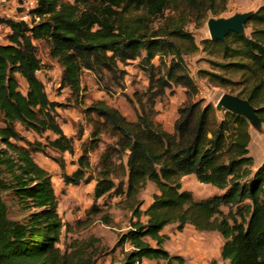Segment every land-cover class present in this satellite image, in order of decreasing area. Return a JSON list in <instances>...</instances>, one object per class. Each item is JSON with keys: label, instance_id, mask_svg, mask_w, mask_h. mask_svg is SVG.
I'll return each mask as SVG.
<instances>
[{"label": "trees", "instance_id": "1", "mask_svg": "<svg viewBox=\"0 0 264 264\" xmlns=\"http://www.w3.org/2000/svg\"><path fill=\"white\" fill-rule=\"evenodd\" d=\"M226 1L35 0L26 19L0 14V27L6 29L0 40V264H97L104 254L90 238L59 246L64 224L57 194L37 153L57 163L64 183L93 181L94 201L124 197L130 217L114 244L121 255L116 264L146 259L183 264L181 255L164 247L163 228L172 223L179 231L187 224L217 231L224 264H264V161L256 166L249 154V122L224 107L218 117L213 103L193 99L197 87L183 59L199 49L185 25L208 12L218 14ZM246 27L244 34L202 39L201 49L219 57L213 61L218 70L236 79L209 74L246 99L264 122V2ZM40 43L60 66V88L80 104L90 125L85 137L81 131L66 134L59 123L62 103L48 96L38 76L45 67L37 52ZM133 59H139L148 80L136 95L134 119L104 99L84 104V71L118 80L124 72L119 63ZM18 75L26 82L24 91ZM172 84L184 87L187 99L177 107L169 131L155 119V103ZM187 174L222 191L196 199L181 189L180 178ZM146 181L157 191L142 209L138 194Z\"/></svg>", "mask_w": 264, "mask_h": 264}, {"label": "rangeland", "instance_id": "2", "mask_svg": "<svg viewBox=\"0 0 264 264\" xmlns=\"http://www.w3.org/2000/svg\"><path fill=\"white\" fill-rule=\"evenodd\" d=\"M35 0H11L0 6V14L13 17H21L26 14L27 8L34 4ZM264 0H227L223 11L216 15L210 12L201 21H191L185 25L190 31L199 49L194 53L184 55L183 59L191 78L196 84L197 92L193 99H203L211 102L216 108L217 116L222 115V108L219 98L223 93L236 94L229 86H221L209 73H221V75L236 79V76L228 72H220L213 61H218L219 57L208 54L201 48L202 39L210 38L206 26L209 17L230 16L237 11L255 10ZM19 6V7H17ZM20 10H18L17 8ZM6 29L0 27V40L4 41ZM249 28H245L248 32ZM38 55L45 67L38 72V76L43 79L45 89L51 99L59 101L61 104L57 108L58 120L63 131L68 135H75L79 131L82 137L88 134L90 125L82 119L79 102H75L70 97L66 88H60L59 76L60 66L58 62L47 55V49L43 44H38ZM155 58L154 62L158 63ZM123 69L122 77L113 79L104 72L103 80L98 78L91 71H84L82 74L83 102L88 104L94 99H104L110 106L117 108L129 119H134L138 111L136 95L144 91L148 80L142 69L139 59L129 60L126 63H119ZM20 88L25 90V80L17 76ZM187 99L185 88L179 84H172L165 90L161 100L155 103V119L169 131L172 130L173 120L176 116L177 107ZM249 122V154L254 159L257 166L264 161V122L259 120H248ZM79 141L75 140L78 153ZM102 144H100V149ZM51 153V152H50ZM52 155H55L52 152ZM66 159V170L71 171L74 165L70 162L71 156L64 154ZM97 153L91 157L95 162ZM35 159L52 174V183L55 188L58 200V212L63 221V229L59 246L70 242L72 239H92L94 245L102 248L104 254L101 255L97 264H116L121 255L118 248H115L117 234L123 232L128 226L130 210L123 196L105 195L94 201L93 184L79 183L66 184L62 180L61 171L57 163L43 153H37ZM181 189L189 190L196 199L206 198L222 190L211 183L200 182L194 174L183 175L180 178ZM157 191L152 181H146L141 188L138 198L141 200V208L144 209L152 200V195ZM94 208L99 209L96 211ZM12 214L17 215L18 209L12 207ZM225 210V208H223ZM163 232L168 235L164 242V247L172 254H179L184 258L183 264H224L220 257V248L223 242L221 235L214 230L199 231L192 225L187 224L181 231L175 229V224H168L163 228Z\"/></svg>", "mask_w": 264, "mask_h": 264}, {"label": "water", "instance_id": "3", "mask_svg": "<svg viewBox=\"0 0 264 264\" xmlns=\"http://www.w3.org/2000/svg\"><path fill=\"white\" fill-rule=\"evenodd\" d=\"M252 10L237 11L230 16L209 17L206 26L211 39H223L224 36L234 31L239 34L245 33V22L251 15ZM221 108L237 112L247 118V120H259L254 107L244 98L231 93H223L219 98Z\"/></svg>", "mask_w": 264, "mask_h": 264}, {"label": "crops", "instance_id": "4", "mask_svg": "<svg viewBox=\"0 0 264 264\" xmlns=\"http://www.w3.org/2000/svg\"><path fill=\"white\" fill-rule=\"evenodd\" d=\"M9 1H11V0H3V3L1 4V6L2 5H4L5 4V2L7 3V2H9ZM141 264H153V261L152 260H144Z\"/></svg>", "mask_w": 264, "mask_h": 264}, {"label": "built area", "instance_id": "5", "mask_svg": "<svg viewBox=\"0 0 264 264\" xmlns=\"http://www.w3.org/2000/svg\"><path fill=\"white\" fill-rule=\"evenodd\" d=\"M3 3V0H0V6H1V4ZM17 7H19V6H17ZM16 7V8H17ZM18 10H20L19 8H17ZM20 18H23V19H26V18H28V16H27V14H24L23 16H21Z\"/></svg>", "mask_w": 264, "mask_h": 264}]
</instances>
